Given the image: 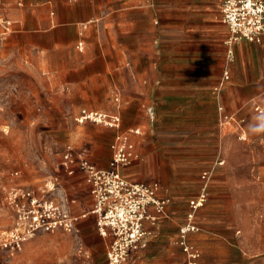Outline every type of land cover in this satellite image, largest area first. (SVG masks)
<instances>
[{"label":"crops","instance_id":"obj_1","mask_svg":"<svg viewBox=\"0 0 264 264\" xmlns=\"http://www.w3.org/2000/svg\"><path fill=\"white\" fill-rule=\"evenodd\" d=\"M221 2L41 0L16 9L7 24L24 37L21 58L51 75L53 115L74 120L87 109L120 116L117 129L55 126L65 132L62 152L84 151L107 169L115 137L139 132L129 135L139 159L121 174L132 183H157L158 197L171 202L162 220L146 225L152 235L127 264H185L178 229L203 188L199 230L188 237L203 263L219 260L210 253L222 245L238 250L239 264H264V116L255 111H264V44L241 42L228 55ZM60 161L51 193H62L59 202L78 218L71 233L91 226L85 249H106L83 175H66Z\"/></svg>","mask_w":264,"mask_h":264},{"label":"built area","instance_id":"obj_2","mask_svg":"<svg viewBox=\"0 0 264 264\" xmlns=\"http://www.w3.org/2000/svg\"><path fill=\"white\" fill-rule=\"evenodd\" d=\"M220 12L221 21L228 30L224 41L228 55H231V48L241 42L264 44V0H222ZM227 78V72H224L223 80ZM222 110V107L218 108L220 114ZM255 111L264 116L263 110L255 108ZM229 119L222 116L221 122L226 123ZM74 122L117 129L121 119L117 114L80 109ZM131 134L139 135V132L132 130L115 137L107 169L94 165L84 151L67 149L61 155L63 172L68 176L81 173L89 187L94 200L91 214L95 219V230L106 241L105 264H127L131 253L145 247L152 235L146 225H155L162 220L171 202L167 197H158L157 183H132L122 176L121 170L139 159L129 138ZM208 177L206 171L201 174L204 183ZM203 201L204 188L199 198L189 203L186 221L178 229L177 243L185 256V264H204L201 253L188 240L190 234L199 230L195 216ZM11 202L13 226L3 232L0 239V248L11 254L20 251L38 232L71 233L75 230L78 218L59 201L24 191L13 193Z\"/></svg>","mask_w":264,"mask_h":264},{"label":"rangeland","instance_id":"obj_3","mask_svg":"<svg viewBox=\"0 0 264 264\" xmlns=\"http://www.w3.org/2000/svg\"><path fill=\"white\" fill-rule=\"evenodd\" d=\"M39 2L0 0V239L13 226V193L33 191L39 198L64 202L62 193H51L66 144L65 132L54 127H77L73 118L53 115L48 79L51 75L21 58L24 37L7 28L16 9ZM231 231L237 239V224ZM252 231L248 239L254 244ZM216 232L226 236L229 231L220 228ZM94 233L91 226L76 234L38 232L16 253L0 248V264H104V246L91 253L85 249V239ZM218 246L221 249L210 255L219 260L210 259L211 264H239L237 249L223 250L222 245Z\"/></svg>","mask_w":264,"mask_h":264}]
</instances>
